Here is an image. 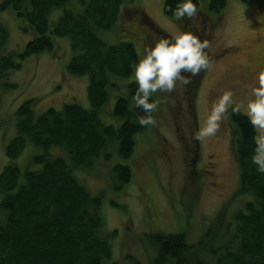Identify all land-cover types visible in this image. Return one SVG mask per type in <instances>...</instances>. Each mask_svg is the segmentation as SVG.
I'll return each instance as SVG.
<instances>
[{"label": "trees", "instance_id": "trees-1", "mask_svg": "<svg viewBox=\"0 0 264 264\" xmlns=\"http://www.w3.org/2000/svg\"><path fill=\"white\" fill-rule=\"evenodd\" d=\"M176 2L165 0L164 14L207 42L213 33L206 23L212 17L216 24L228 4V0H199L203 17L195 24L165 12L166 3L175 7ZM7 11L32 38L23 52L10 51L9 32L0 23V85L15 87L5 84L11 71L21 69L33 55H56L62 48L59 40L66 39L72 55L67 72L89 76L90 109L71 103L37 115L34 105L39 99H30L16 111L17 134L5 148L8 163L0 173V264H118L101 237L102 197L93 196L73 170L109 161L110 148L124 160L134 156L138 137L153 124L136 122L143 112L132 100L135 81L130 65L158 34H168L147 15L142 0H3L0 14ZM205 73L206 69L191 78L188 92L197 94ZM112 97L116 98L110 111L113 119L106 123L102 114ZM233 107L225 119L240 174L234 197L249 199L235 212L228 213L224 206L217 213L221 225L209 244V230L198 242H191L186 232L152 234L156 264H264V171L254 160L264 162V140L241 110L232 112ZM31 149L34 153L23 170L21 160ZM52 149L66 151L71 166L67 157H52ZM111 173L119 181L116 190L132 181L129 165L117 164Z\"/></svg>", "mask_w": 264, "mask_h": 264}, {"label": "rangeland", "instance_id": "rangeland-1", "mask_svg": "<svg viewBox=\"0 0 264 264\" xmlns=\"http://www.w3.org/2000/svg\"><path fill=\"white\" fill-rule=\"evenodd\" d=\"M142 1L147 15L168 35L180 28L164 14L165 0ZM202 17L200 11L192 22L198 24ZM0 23L9 32L8 49L23 52L32 35L21 30L19 19L11 11L0 14ZM214 23L212 17L206 23V28L212 25L213 33L206 51L215 59H209L197 94L188 92V85L171 94L157 92L155 99L161 103L155 111V123L138 137L131 159H122L110 148L109 161L100 160L89 169L73 170L76 179L93 196L102 197L101 237L110 244L113 260L118 264H156L152 234L186 232L191 242H198L209 230V244L221 225L217 213L224 206L228 213L235 212L249 199L246 195L234 197L240 174L226 112L215 134L200 133L226 90L233 92V103L228 109L239 106L246 115V102L254 98L250 85L256 83V72L264 68V0H228L225 11ZM61 43L56 55H33L23 62L21 69L11 71L5 84L15 87L7 89L1 82L0 173L8 163L5 148L17 134L16 111L25 101L39 99L34 105L37 115L51 108L62 110L71 103L90 109L89 76H72L67 72L71 48L66 39H60L58 44ZM115 102L112 97L110 107L102 114L106 123L113 119L110 111ZM256 131L262 140L264 130ZM30 151L21 160L23 170L34 153L33 149ZM50 155L67 157L70 164L64 150L52 149ZM120 163L131 166L132 181L116 190L119 181L111 169ZM114 231L117 235L110 237Z\"/></svg>", "mask_w": 264, "mask_h": 264}, {"label": "clouds", "instance_id": "clouds-1", "mask_svg": "<svg viewBox=\"0 0 264 264\" xmlns=\"http://www.w3.org/2000/svg\"><path fill=\"white\" fill-rule=\"evenodd\" d=\"M198 4L199 0H177L175 7L166 3L165 12L176 20L185 17L191 20L198 16ZM207 48L206 40L202 41L193 31L184 28H178L171 36L158 34L157 38L144 46L142 54L130 65L131 78L135 81L132 100L135 109L143 112V115L135 117L140 126L155 123L152 113L158 110L161 103L160 99H152L157 92L171 94L176 88L187 86L192 77L209 67L205 51ZM255 80L256 83L250 85L251 96L254 98L246 102V117L253 127L264 130V68L256 72ZM232 97L231 90L222 93L200 136L215 134L222 115L233 103ZM239 111V106L232 108L234 113ZM261 139L264 140V137ZM254 160L260 164V170L264 171V162L256 158Z\"/></svg>", "mask_w": 264, "mask_h": 264}]
</instances>
